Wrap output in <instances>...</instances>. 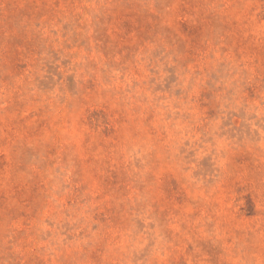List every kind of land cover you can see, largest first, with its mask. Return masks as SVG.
I'll return each mask as SVG.
<instances>
[{
    "label": "rangeland",
    "instance_id": "1",
    "mask_svg": "<svg viewBox=\"0 0 264 264\" xmlns=\"http://www.w3.org/2000/svg\"><path fill=\"white\" fill-rule=\"evenodd\" d=\"M0 264H264V0H0Z\"/></svg>",
    "mask_w": 264,
    "mask_h": 264
}]
</instances>
